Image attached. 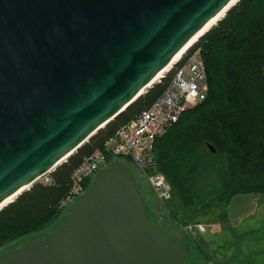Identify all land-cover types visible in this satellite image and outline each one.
I'll use <instances>...</instances> for the list:
<instances>
[{
    "label": "water",
    "instance_id": "obj_1",
    "mask_svg": "<svg viewBox=\"0 0 264 264\" xmlns=\"http://www.w3.org/2000/svg\"><path fill=\"white\" fill-rule=\"evenodd\" d=\"M231 1L0 0V205L146 94ZM0 264L197 263L113 162L64 220L0 252Z\"/></svg>",
    "mask_w": 264,
    "mask_h": 264
},
{
    "label": "trees",
    "instance_id": "obj_2",
    "mask_svg": "<svg viewBox=\"0 0 264 264\" xmlns=\"http://www.w3.org/2000/svg\"><path fill=\"white\" fill-rule=\"evenodd\" d=\"M196 50L206 66L208 97L187 110L154 149L156 170L180 206L179 222L183 228L202 224L203 216L235 196H264V0H240L164 78L49 174V182L38 181L0 210V252L65 219L74 171L151 108ZM117 161L127 166L125 159Z\"/></svg>",
    "mask_w": 264,
    "mask_h": 264
},
{
    "label": "built area",
    "instance_id": "obj_3",
    "mask_svg": "<svg viewBox=\"0 0 264 264\" xmlns=\"http://www.w3.org/2000/svg\"><path fill=\"white\" fill-rule=\"evenodd\" d=\"M207 97L206 66L200 50H196L189 54L176 70L170 87L151 108L144 111L137 119L119 128L107 139L102 150L94 151L74 171L72 189L64 201L66 211L87 191L86 182L108 164L118 162V159L132 162L146 175L159 200L164 203L169 201L172 198L171 187L166 178L158 173L155 167L154 149L156 141L178 123L187 110L203 102ZM49 174L41 180L49 182ZM194 229L202 232L205 230L202 224L195 225Z\"/></svg>",
    "mask_w": 264,
    "mask_h": 264
},
{
    "label": "rangeland",
    "instance_id": "obj_4",
    "mask_svg": "<svg viewBox=\"0 0 264 264\" xmlns=\"http://www.w3.org/2000/svg\"><path fill=\"white\" fill-rule=\"evenodd\" d=\"M126 164L156 224L171 237L190 246L194 260L201 264H264V196H235L228 206L218 207L203 216V232L194 229L195 225L183 228L179 222L182 216L179 204L172 198L165 203L160 201L146 175L132 162L126 160ZM95 176L90 179V186ZM194 239L202 250H197Z\"/></svg>",
    "mask_w": 264,
    "mask_h": 264
},
{
    "label": "bare ground",
    "instance_id": "obj_5",
    "mask_svg": "<svg viewBox=\"0 0 264 264\" xmlns=\"http://www.w3.org/2000/svg\"><path fill=\"white\" fill-rule=\"evenodd\" d=\"M240 0H236L235 3H233V0L218 14L216 15L212 20L208 22V24L172 59V61L169 63V65L162 70V72L156 77V79L153 81L152 84H155L165 73L168 71V69H171L183 56L184 54L207 32H209L214 26L217 25V23L225 16V14L234 6L236 5ZM21 193V192H20ZM15 195L14 197L8 199L6 202L0 205V210L9 205L11 202H13L19 194Z\"/></svg>",
    "mask_w": 264,
    "mask_h": 264
},
{
    "label": "snow or ice",
    "instance_id": "obj_6",
    "mask_svg": "<svg viewBox=\"0 0 264 264\" xmlns=\"http://www.w3.org/2000/svg\"><path fill=\"white\" fill-rule=\"evenodd\" d=\"M236 2V0H233V3H235Z\"/></svg>",
    "mask_w": 264,
    "mask_h": 264
}]
</instances>
